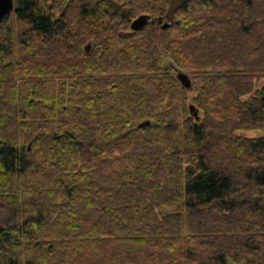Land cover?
I'll return each mask as SVG.
<instances>
[{
	"label": "trees",
	"instance_id": "16d2710c",
	"mask_svg": "<svg viewBox=\"0 0 264 264\" xmlns=\"http://www.w3.org/2000/svg\"><path fill=\"white\" fill-rule=\"evenodd\" d=\"M171 2L14 0L0 264H264V0Z\"/></svg>",
	"mask_w": 264,
	"mask_h": 264
},
{
	"label": "water",
	"instance_id": "95a60500",
	"mask_svg": "<svg viewBox=\"0 0 264 264\" xmlns=\"http://www.w3.org/2000/svg\"><path fill=\"white\" fill-rule=\"evenodd\" d=\"M14 7H15L14 0H0V24L14 11ZM148 21H149L148 17L143 15L135 19L131 23L130 27L132 30L137 31L145 27ZM88 48L89 46L87 47V49ZM176 78L185 89H189L191 87L190 78L186 73L182 71H176ZM190 111L194 114V116L197 115L196 111L194 110V107L191 106ZM150 124H151L150 121H146L144 123H141L139 127L140 128L148 127Z\"/></svg>",
	"mask_w": 264,
	"mask_h": 264
},
{
	"label": "rangeland",
	"instance_id": "374dc122",
	"mask_svg": "<svg viewBox=\"0 0 264 264\" xmlns=\"http://www.w3.org/2000/svg\"><path fill=\"white\" fill-rule=\"evenodd\" d=\"M182 1H183V0H172V2H171V7H170V10H169L168 15H167L168 19H170V17H171L170 15H171L172 10H174V9H175V8H176V7L182 2ZM14 10H15V9H14ZM13 12H14V11H13ZM165 68L176 74V71H174L173 68H172L171 66H168L167 62H166V64H165ZM59 119H60V120H64V121H68V120H69L68 117L65 116V115L60 116ZM49 121H51L52 127H53V126H57L58 118H56V117H53V118H52V117H51V118L49 119ZM259 135H261V134H260V133H253V132H252L250 136H259Z\"/></svg>",
	"mask_w": 264,
	"mask_h": 264
},
{
	"label": "bare ground",
	"instance_id": "6f19581e",
	"mask_svg": "<svg viewBox=\"0 0 264 264\" xmlns=\"http://www.w3.org/2000/svg\"><path fill=\"white\" fill-rule=\"evenodd\" d=\"M38 230V229H37Z\"/></svg>",
	"mask_w": 264,
	"mask_h": 264
}]
</instances>
